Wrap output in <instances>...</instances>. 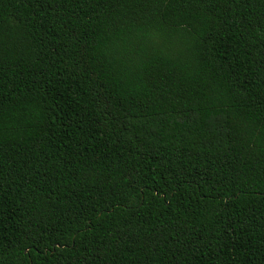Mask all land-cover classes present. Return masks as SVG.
<instances>
[{
    "label": "trees",
    "instance_id": "1",
    "mask_svg": "<svg viewBox=\"0 0 264 264\" xmlns=\"http://www.w3.org/2000/svg\"><path fill=\"white\" fill-rule=\"evenodd\" d=\"M0 264H264V0H0Z\"/></svg>",
    "mask_w": 264,
    "mask_h": 264
}]
</instances>
